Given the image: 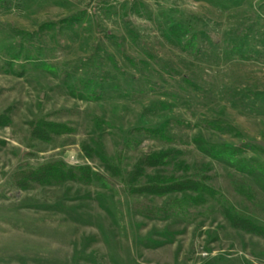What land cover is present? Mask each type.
Returning <instances> with one entry per match:
<instances>
[{"label":"rangeland","instance_id":"rangeland-1","mask_svg":"<svg viewBox=\"0 0 264 264\" xmlns=\"http://www.w3.org/2000/svg\"><path fill=\"white\" fill-rule=\"evenodd\" d=\"M40 122L71 132L45 142ZM198 140L264 164V0H0V264H264V236L226 217L264 227V190ZM169 149L189 167L172 173H208L222 199L142 215L138 201L186 196L126 185ZM60 161L102 178L19 187L22 171Z\"/></svg>","mask_w":264,"mask_h":264},{"label":"trees","instance_id":"trees-1","mask_svg":"<svg viewBox=\"0 0 264 264\" xmlns=\"http://www.w3.org/2000/svg\"><path fill=\"white\" fill-rule=\"evenodd\" d=\"M56 26H58L57 23H48L43 28L52 29ZM32 132L39 139L50 142L54 139V136L69 133L71 129L62 124L40 122L34 126ZM136 132L142 138L166 144L173 143L172 138L162 129L139 128L136 129ZM197 142L198 148L209 157L228 165H236L242 172H248L252 176H256L257 182L264 190L263 163L247 162L244 159L239 163V153L236 149L227 146H211L202 140H198ZM178 154L177 151L169 149L146 155L139 160L133 171L127 176L125 182L131 193L161 198L175 194L186 195L184 199H171L162 207L156 206L151 201H138L137 209L142 215L152 219H165L183 213L198 214L199 211L197 209L191 208L193 203L195 206H199L206 203L207 199L210 198L222 199L212 189V186L209 185L208 180H210V177L208 173L203 176L195 174L185 177H178V171L175 174L172 173L170 167L175 170L179 166V170H182V168L186 171L189 170V167L184 162L178 161ZM16 178L18 179L19 187L27 189L33 185H50L64 182L90 185L97 179L101 180L102 177L88 166L69 167L60 161L43 165L38 169L24 170ZM226 217L235 228L247 233L264 236V227L254 224L247 219L235 217L230 211H228Z\"/></svg>","mask_w":264,"mask_h":264}]
</instances>
